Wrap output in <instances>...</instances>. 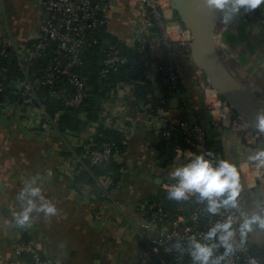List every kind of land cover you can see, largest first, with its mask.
Returning <instances> with one entry per match:
<instances>
[{"label": "crops", "instance_id": "obj_1", "mask_svg": "<svg viewBox=\"0 0 264 264\" xmlns=\"http://www.w3.org/2000/svg\"><path fill=\"white\" fill-rule=\"evenodd\" d=\"M253 11L261 21L237 16L225 25L220 19L216 40L229 69L264 101V5ZM146 13L140 0H112L110 8L104 12L108 20L105 26L108 37L104 39L127 47L135 44L136 32L145 21ZM39 20L38 8L28 0H0V42L7 37L15 42L27 39ZM150 36L151 56L164 59L165 49L154 33ZM176 67L188 106L210 134L215 157L230 160L238 167L242 159L248 160L257 150L248 146L236 132L222 131L218 137L205 108L203 84L206 78L194 65L191 53L184 49L176 60ZM139 74L137 70L135 77L127 78L113 97L105 98L107 116L98 123V126L117 128L123 134L124 165H132L124 178V187L114 193L112 201L104 199L98 189L81 178L72 156L64 153L67 145L61 137L35 135L14 114L3 116L0 113V264H31L30 257L19 256L14 250L18 242H27L21 231L28 241L36 243L43 259L57 264H154L138 234L137 220L139 223L141 218L135 203L140 197L143 201L153 199L163 182L175 178L169 176L173 167L168 160L160 164L167 149L157 154L155 136L148 131L149 113L140 106L143 87L135 89V84L146 83ZM143 75L157 91L161 83L158 76L153 71L143 72ZM173 98L179 102L170 103L166 115L171 122L178 123L189 115L182 111L181 100ZM79 130L90 137L97 129L90 124L82 127L79 124ZM261 148H264L263 143ZM144 167L150 171L148 175L132 178ZM157 179H162V183ZM29 180L41 186L43 195L56 205L57 213L46 215L34 208L32 222L19 225L20 230L2 210L15 218L20 207L26 205V200L18 199V192ZM240 183L238 212L242 218L257 210V205H264V175L254 186L240 174ZM131 186L136 189L135 195L129 191ZM36 202L39 205L38 199ZM251 242L252 246L264 250V238H253Z\"/></svg>", "mask_w": 264, "mask_h": 264}, {"label": "built area", "instance_id": "obj_2", "mask_svg": "<svg viewBox=\"0 0 264 264\" xmlns=\"http://www.w3.org/2000/svg\"><path fill=\"white\" fill-rule=\"evenodd\" d=\"M39 10L40 20L37 28L31 35L21 41L15 42L7 38L0 42V60L14 58L21 73V78L16 81H8L6 68L0 67V113L9 114L22 120L35 135H56L63 139L68 149L73 153L74 168L80 172L89 166H103L113 160L124 164V157L118 146L105 144L101 149L91 151L93 135L88 137L84 130L77 133L70 130L60 131V119L67 110L77 111L76 120L78 127L90 124L97 129L99 122L88 119L83 110L85 102L91 96L92 84L88 74L80 72L84 65L83 52L99 47L102 51V67L96 77L97 86H106L109 74L120 66L128 65L130 60L121 54V49L116 45H104L100 36L102 29L108 23L104 16L112 3V0H28ZM146 8V19L136 32L133 48L145 73L153 71L161 77L172 98L181 100L182 111L188 113V117L173 123L167 117L165 107L171 100L167 92H160L161 106L155 95L147 92L140 102V106L149 113V133L154 134V145L159 152L170 150L168 161L173 168L178 163H183L201 152H211L208 147L209 132L200 124L199 119L188 106L185 90L180 82V76L176 67L178 56L185 49L191 53L192 35L187 27L176 18L172 7V0H140ZM48 15V19L45 16ZM242 18H251L261 21L254 11H241L238 15ZM153 28L159 30L157 40L165 49L164 59L152 57L148 48L150 33ZM218 50L221 54L216 40ZM38 62V65H37ZM37 67V68H36ZM64 79L65 83L60 80ZM15 84L13 94L8 92V87ZM125 81H120L116 88L112 89L106 97H113L116 89ZM181 83V84H180ZM139 82L135 89L144 87ZM49 88L46 95H42V89ZM204 103L210 117L212 128L219 132H236L257 151L263 143L260 135L251 131L249 124L241 118L234 109L226 104L219 93L212 88L205 79ZM58 100V110L52 115L47 106V101ZM104 103H106L104 99ZM106 110L103 104V112L100 118H105ZM110 128V125L108 126ZM117 129V128H114ZM81 131V132H80ZM96 132V131H95ZM152 135H150L152 137ZM86 142H90L86 144ZM85 145V155H78L75 149ZM163 147V149H161ZM165 149V150H164ZM85 157H88L86 164ZM123 167V166H122ZM131 164L124 165L121 169L122 178L114 181L108 177H95L94 187L101 192L107 201H112L115 192L125 185L124 178L128 176ZM239 173L250 185H256L257 180L264 175V167H258L256 163L242 159L238 165ZM163 182L155 194L156 198L143 201L138 199L135 208L141 218V226L146 231V236L140 235L141 243L146 248L154 264H192L187 246L183 243L189 235L202 237L215 222H222L227 216L236 217L234 227L238 225L239 210L221 209L217 215L207 213V202L199 201L195 197L190 198L184 204L169 200L166 197ZM153 232L156 234L153 235ZM149 233V234H148ZM240 235L237 230L234 247L239 243ZM180 242L181 248L177 250L176 244ZM251 237L248 234L244 245L230 255L224 256L220 264H249L254 257L258 264L261 263L252 252ZM19 256H29L31 264H57L50 260H44L35 242H18L14 248ZM264 252V250H262ZM224 253L223 247L214 251V256Z\"/></svg>", "mask_w": 264, "mask_h": 264}, {"label": "clouds", "instance_id": "obj_3", "mask_svg": "<svg viewBox=\"0 0 264 264\" xmlns=\"http://www.w3.org/2000/svg\"><path fill=\"white\" fill-rule=\"evenodd\" d=\"M209 9L220 13L221 22L231 23L241 11L251 12L264 5V0H200ZM254 127L256 135L264 133V108L256 112ZM248 160L264 167V148L248 156ZM169 176L175 178L174 183L164 184L166 197L173 201H187L195 197L199 201L207 202V213L217 215L221 209H237L241 193L240 173L235 163L227 159L215 157L212 152H201L183 163H178ZM36 198V199H33ZM18 199L26 200L15 213L14 223L20 226L32 222L34 208L46 215H55L57 207L45 195L43 189L31 180L25 182L18 192ZM37 199L40 201L37 205ZM236 217L231 215L222 222H215L203 233L202 237L189 235L183 243L187 246L192 264H220L226 255L233 254L237 248L244 245L245 238L254 227L264 230V205H257V210L244 214L240 222L234 227ZM239 232V243L234 247L236 232ZM218 247L224 248V253L214 256ZM181 248L180 242L176 244ZM249 264H258L253 257Z\"/></svg>", "mask_w": 264, "mask_h": 264}, {"label": "trees", "instance_id": "obj_4", "mask_svg": "<svg viewBox=\"0 0 264 264\" xmlns=\"http://www.w3.org/2000/svg\"><path fill=\"white\" fill-rule=\"evenodd\" d=\"M176 15V14H175ZM177 16V15H176ZM151 33H154L155 35L159 34V30L157 28H153L151 30ZM101 38L108 37L105 31V27L102 29L100 33ZM104 45H106L104 43ZM113 45H116L118 48L121 49V54L128 57L130 60V63L128 65L120 66L117 69L113 70L106 81V86H97L96 85V77L98 76V73L102 67V60H103V53L99 47H95L88 51L89 53L87 55H83V61L84 65L81 68L80 72L84 74H88L91 77V84H92V92L90 98L87 99L85 102V105L83 107V110L86 111L87 117L89 120L94 122H100V114L103 112V101L106 98L107 95H109L110 91L114 88H116V85L120 81H125L127 78H133L135 77V74L137 70H140V77L144 80H146L145 86L143 87V94L141 95L142 98L145 97L147 92H152L155 95V99H157V102L159 105H161V98H159L160 92H167L169 94V100L172 99L171 91H168L165 83L162 81L161 77L158 76V79H160L161 83L158 90L156 91L153 88V85L151 81H149L146 76L143 75V68L141 66V63L138 59V56L136 55L135 51L131 47L124 46L126 44L114 42ZM149 45V44H148ZM108 46V45H107ZM0 67L6 68V76H7V82L10 81H16L17 79L21 78V73L19 71V68L17 66V61L14 58L10 59H1L0 60ZM37 68V67H36ZM180 76V75H179ZM61 84L65 83V80H60ZM1 82V79H0ZM181 82V80H180ZM181 84V83H180ZM183 86V85H182ZM184 89V86H183ZM49 88L44 87L42 89V95H46ZM185 90V89H184ZM14 87L9 86L8 92H11L13 94ZM13 96H15L13 94ZM1 97V95H0ZM221 97V96H220ZM222 98V97H221ZM47 106L49 108V111L52 115L55 114V112L58 110V107L52 103V100L47 101ZM164 106V105H161ZM170 103L165 105L166 108H169ZM77 111L74 110H67L66 114L60 119V131L64 132L66 130H70L72 132H78L79 127H75V120H76V113ZM94 141L92 144V147H90L91 151L95 149H101L105 144H115L120 149L121 153L124 154L126 150V142L125 138L123 137V134L118 131L117 129L110 128L103 126L100 124L97 127V130L95 132V135L93 137ZM90 142H86V144H89ZM264 145V142H263ZM208 147L210 148L211 152L214 154L215 158V148L213 145V142L209 140ZM76 153L78 155H85L86 149L85 145L82 147H79L75 149ZM67 156H73V153L68 149L64 152ZM88 157H85V163H88ZM124 167V164H119L117 161L113 160L109 163L104 164L103 166H89L87 169H83L80 171L81 178L86 181L87 184L92 185L94 187L95 184V177H108L113 179L114 181H118L122 178L121 169ZM29 257V256H26ZM43 258V257H42ZM31 259V258H30ZM45 260V259H44ZM31 263V262H30Z\"/></svg>", "mask_w": 264, "mask_h": 264}, {"label": "water", "instance_id": "obj_5", "mask_svg": "<svg viewBox=\"0 0 264 264\" xmlns=\"http://www.w3.org/2000/svg\"><path fill=\"white\" fill-rule=\"evenodd\" d=\"M172 7L178 19L187 27L192 35L191 57L194 65L203 72L206 80L214 88L222 99L231 106L234 111L243 118L250 126L251 131L256 133L254 127L256 112L264 108V101L248 90L234 75L225 63L216 44V32L220 21V13L207 8L200 0H172ZM48 19V15L45 16ZM108 46L112 45L111 40H105ZM89 52L85 50L83 55ZM38 65V62H37ZM12 87L15 84L12 83ZM97 88V85H95ZM177 98L171 99V104H177ZM52 103L57 105L58 100ZM78 120H75V127ZM220 138V134H217ZM264 142V133L260 134ZM170 150L167 149L161 157L160 164L164 165L168 160ZM162 183V179L156 180ZM186 201H180L184 204ZM5 215L14 223V217L5 209ZM15 224V223H14ZM20 230V226L15 224ZM21 235L28 241L26 235L21 231ZM254 256L264 263V252L256 246L252 247Z\"/></svg>", "mask_w": 264, "mask_h": 264}, {"label": "rangeland", "instance_id": "obj_6", "mask_svg": "<svg viewBox=\"0 0 264 264\" xmlns=\"http://www.w3.org/2000/svg\"><path fill=\"white\" fill-rule=\"evenodd\" d=\"M5 35H6V34H4L3 37H4ZM7 38H8V37H7ZM149 172H150V171H149L147 168L144 167L143 170L141 169V170H139L138 173L136 172V175L133 176L132 178H134V177H135V178H139L140 175H141V177H142V175H145V174L148 175ZM132 175H134V174L131 173V176H132ZM132 178H131V179H132ZM133 185L136 186L135 183H134ZM134 186H131L130 189H129V191L131 192V194H134V195H135L137 192H136V189L134 188ZM135 192H136V193H135ZM157 195H158V194H157ZM153 198H156L155 195H153ZM139 199L141 200V199H143V198L140 197ZM143 200H144V199H143ZM137 224H138L139 232H140L141 234H143V235L146 236L147 233H146L145 229L141 226V222L139 221V223H138V220H137ZM260 230H261V229H259V228H257V227H254V230H253L252 232L249 233V235H250V237H251L252 240H253V238H256V239L259 238V237H260V238H264V230H261L262 232H260ZM148 234H149V233H148ZM155 234H156V233L153 232V235H155ZM150 259H151L152 262H153V259H152V258H150Z\"/></svg>", "mask_w": 264, "mask_h": 264}]
</instances>
